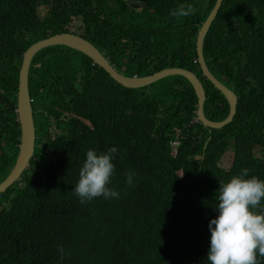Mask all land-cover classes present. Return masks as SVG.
<instances>
[{
  "label": "trees",
  "instance_id": "1",
  "mask_svg": "<svg viewBox=\"0 0 264 264\" xmlns=\"http://www.w3.org/2000/svg\"><path fill=\"white\" fill-rule=\"evenodd\" d=\"M132 1L141 7L127 0H0V182L18 154L23 53L56 33L85 38L128 77L189 69L204 85L205 116L226 118L228 101L192 62L216 0ZM181 4L195 13L173 17ZM202 51L211 73L237 96L236 112L221 128L197 120L195 91L181 75L127 88L64 45L32 57L34 151L21 177L0 193V264H210L220 182L244 169L245 178L264 181V0H223ZM111 147L117 152L108 187L119 198L81 203L72 188L87 151ZM228 149L232 161L223 168ZM253 211H264V199Z\"/></svg>",
  "mask_w": 264,
  "mask_h": 264
},
{
  "label": "clouds",
  "instance_id": "2",
  "mask_svg": "<svg viewBox=\"0 0 264 264\" xmlns=\"http://www.w3.org/2000/svg\"><path fill=\"white\" fill-rule=\"evenodd\" d=\"M195 11L192 4H181L171 15L187 17ZM192 62L198 63V56ZM116 152L115 147L101 154L91 149L87 151L78 182L72 188L81 203L100 196L105 199L119 198V193L108 187L115 170L112 159ZM126 176V183L131 185L133 175L128 173ZM247 176L248 169H244L228 182H220L216 192L219 214L209 222L211 237L207 261L210 264H259L257 254L264 257V211H253L264 199V181L255 176L245 178ZM58 250L63 259V246Z\"/></svg>",
  "mask_w": 264,
  "mask_h": 264
},
{
  "label": "water",
  "instance_id": "3",
  "mask_svg": "<svg viewBox=\"0 0 264 264\" xmlns=\"http://www.w3.org/2000/svg\"><path fill=\"white\" fill-rule=\"evenodd\" d=\"M223 0H216L208 16L200 26L196 36V52L198 56V63L202 75L209 80L216 89L226 98L229 104V113L225 119L221 121H212L208 119L203 112V105L206 99V92L202 81L198 76L189 69L182 67H167L156 71L150 75L145 76H125L123 73L117 71L108 59L88 40L78 34L71 32L56 33L49 37L40 39L31 44L23 53L22 61L18 73L17 86V114L18 122L20 124V142L18 147V154L14 165L12 166L8 175L0 182V193L4 192L16 180H18L25 168L27 167L34 151L35 143V126L33 118V110L31 106L32 99L30 98L28 90V72L32 57L42 48L53 45H64L75 49L92 59L94 63L103 68L109 76L127 88H139L149 85L163 77L170 75H181L186 78L192 85L197 97V120L208 128H221L228 124L235 112L237 105V96L235 93L219 81L208 69L203 52L202 45L206 32L208 31L212 21L214 20L219 7Z\"/></svg>",
  "mask_w": 264,
  "mask_h": 264
},
{
  "label": "rangeland",
  "instance_id": "4",
  "mask_svg": "<svg viewBox=\"0 0 264 264\" xmlns=\"http://www.w3.org/2000/svg\"><path fill=\"white\" fill-rule=\"evenodd\" d=\"M127 1H128V4L133 5L136 8H138V7L140 8L141 7L140 6L141 4L138 3V2H135V1H132V0H127ZM44 13H45V10L43 9V7H39V15L42 16ZM75 24L77 25L76 27L74 26ZM79 25H80L79 22L76 19H74V23L72 24L71 28L72 29H77V31H79V29H78ZM172 146L174 147V144H172ZM255 152H256V155L258 156L259 155L258 151L256 150ZM232 156H233L232 155V151L230 149H228L223 154V156H222V158H221V160L219 162V165L221 167H223V168H228L230 166V164H231ZM1 203H2V205H0V208L3 207V204L5 203L4 200H2Z\"/></svg>",
  "mask_w": 264,
  "mask_h": 264
},
{
  "label": "bare ground",
  "instance_id": "5",
  "mask_svg": "<svg viewBox=\"0 0 264 264\" xmlns=\"http://www.w3.org/2000/svg\"><path fill=\"white\" fill-rule=\"evenodd\" d=\"M166 79V78H165Z\"/></svg>",
  "mask_w": 264,
  "mask_h": 264
}]
</instances>
